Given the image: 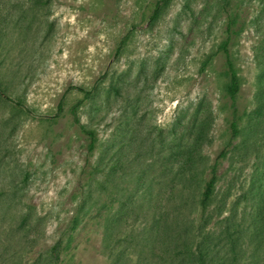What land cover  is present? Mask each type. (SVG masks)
I'll return each instance as SVG.
<instances>
[{
    "label": "rangeland",
    "instance_id": "obj_1",
    "mask_svg": "<svg viewBox=\"0 0 264 264\" xmlns=\"http://www.w3.org/2000/svg\"><path fill=\"white\" fill-rule=\"evenodd\" d=\"M0 86L27 108L0 95V264H55L71 232L64 264L162 253L222 150L216 202L237 199L242 260L264 264V0H0Z\"/></svg>",
    "mask_w": 264,
    "mask_h": 264
},
{
    "label": "trees",
    "instance_id": "obj_2",
    "mask_svg": "<svg viewBox=\"0 0 264 264\" xmlns=\"http://www.w3.org/2000/svg\"><path fill=\"white\" fill-rule=\"evenodd\" d=\"M36 1L41 5L49 2V0ZM158 6L159 2H156L154 13ZM225 32L227 35L219 48L221 49L229 77L227 92L230 97L234 98L240 86L229 52L231 42V34L229 35V32H231L230 23L227 24ZM79 91L83 93V99H88L92 94V90L84 89L83 87H79ZM0 95L9 100L13 105L25 110L27 109L18 99L10 97L1 86ZM80 102L82 100L78 104ZM60 109L61 103L58 105V110ZM73 113L75 116L74 122L77 124L79 132L86 138L87 152L88 156H90L96 148V131L86 128L84 124L79 122L75 109ZM229 125L232 135L236 136V120L230 121ZM224 156L225 150H222L214 163L209 167L208 178L198 195L194 194L192 199L190 198L189 203H191V208H189V211H186L183 221L179 218L175 219V229H171L173 227H170V235L167 236L165 250L160 253L148 249L145 256H142V252L139 251L135 264H250L242 260L243 256L247 254V250L244 247L247 228L245 227L242 212H238L237 199L229 203L227 199L216 202V185L221 176L218 173L219 158H223ZM97 170L98 168L91 165L88 159L87 168L84 169L83 173L87 175L86 178L90 179V184L95 182L96 179L93 177V172ZM92 188L93 186L90 190ZM13 195L15 196V194ZM26 219L25 215H21V220L15 228L12 225L9 226V234L6 236L4 242L8 241L12 232L20 228L24 230L25 225H27ZM74 220L76 224L78 222L76 216ZM71 229L74 230V227H71ZM255 230L256 232L258 231L257 227ZM73 237L71 232L64 245H60L61 239L58 240L50 248L52 255L50 254L47 258L57 260L55 264H64L68 255L77 248V244H73L72 242L74 240ZM152 245H154L153 241ZM62 254H64L63 257H61ZM122 254L123 257L112 264H134L131 260L124 259L128 255L127 252ZM237 256L241 257L238 258L237 263H234ZM45 257L43 254L37 256L29 255L24 259L22 264H38Z\"/></svg>",
    "mask_w": 264,
    "mask_h": 264
}]
</instances>
